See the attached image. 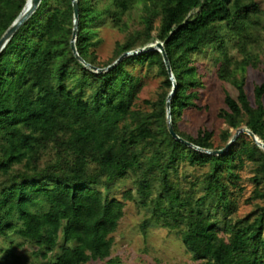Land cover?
Listing matches in <instances>:
<instances>
[{
    "label": "trees",
    "instance_id": "1",
    "mask_svg": "<svg viewBox=\"0 0 264 264\" xmlns=\"http://www.w3.org/2000/svg\"><path fill=\"white\" fill-rule=\"evenodd\" d=\"M26 0H0V38L19 16ZM80 55L104 68L123 53L163 42L177 88L171 98L174 129L203 148L227 145L233 130L246 126L264 141V83L247 89V71L264 63V11L255 0H78ZM140 10L139 23L130 19ZM132 16V17H131ZM110 19L125 32L114 57L99 63L90 50L98 43L97 25ZM72 0H42L0 53V234L10 232L34 242L48 258L40 264H87L106 260L125 202L108 197L120 179L135 177L134 187L152 213L142 223L179 230L193 260L208 264H264V149L245 133L225 154L211 155L175 139L167 124V97L173 88L158 50L129 55L112 69L94 72L74 55ZM212 48L225 90L219 112L226 127L222 145L214 133L192 135L179 128L197 103L203 82L193 56ZM236 49L238 56L231 52ZM130 62L156 69L163 77L156 99L136 108L141 80ZM52 151V157L44 156ZM182 161L209 166L188 187L172 177ZM247 163L254 189L246 199L257 208L235 217L230 185ZM202 191L201 194L198 192ZM155 195V196H154ZM131 198V192L125 193ZM60 234L65 244L59 245ZM0 264H31L12 248L0 250Z\"/></svg>",
    "mask_w": 264,
    "mask_h": 264
},
{
    "label": "rangeland",
    "instance_id": "2",
    "mask_svg": "<svg viewBox=\"0 0 264 264\" xmlns=\"http://www.w3.org/2000/svg\"><path fill=\"white\" fill-rule=\"evenodd\" d=\"M264 11V0H255ZM140 10L134 9L130 22L133 27L139 23ZM98 40L90 50L95 54L99 63H106L114 57L116 44L123 42L125 32L112 26L110 19L97 25ZM264 37V29L261 30ZM139 48V47H137ZM136 48V49H137ZM231 52L238 56L236 49ZM195 65L203 82L199 88L200 96L197 103L202 109L188 108L184 111L179 122V128L192 135H196L199 129L213 131L214 146L222 145L220 133L226 127L219 112L225 107V90L227 89L233 96L237 95L236 88L230 83H224L217 77L216 60L212 48L208 47L204 51L196 53L194 56ZM264 61V52L261 55ZM127 68L141 80V89L135 101L136 108H147L146 99H156L162 76L156 69H151L139 63L130 62ZM257 83H264V63L260 68H248L247 89L250 99L254 101L253 90ZM52 157L49 151L44 159ZM209 166L191 165L188 161H182L177 166V172L172 173V177L178 179L183 187H188L191 183L197 182L202 175L207 172ZM239 179L234 180L230 185L231 196L237 204L235 217H243L257 208V204L247 202V198L254 189L252 177L254 175L253 166L247 163L239 171ZM4 177L0 175V183ZM135 177L131 174L118 180L111 189L106 190L101 185H97L105 196L115 197L125 202L124 215L119 222L117 230L112 234L114 244L112 253L106 260L90 261L87 264H208L204 261L193 260L192 253L184 245L179 230H170L160 223H151L146 233L142 229L143 221L152 213L151 204L144 205L143 200L134 187ZM131 192V198H126L125 193ZM202 191L198 192L201 194ZM155 196V195H154ZM59 245L74 246L73 243L65 244L62 234H60ZM12 248L17 254L31 264H40L48 259H54L56 253L60 252V247L54 250L48 258H44L39 253L38 246L27 239L10 232L7 236L0 234V250ZM1 260H8V255L0 252Z\"/></svg>",
    "mask_w": 264,
    "mask_h": 264
},
{
    "label": "water",
    "instance_id": "3",
    "mask_svg": "<svg viewBox=\"0 0 264 264\" xmlns=\"http://www.w3.org/2000/svg\"><path fill=\"white\" fill-rule=\"evenodd\" d=\"M42 0H26V4L22 11L20 12L19 16L14 20V22L11 24V26L6 30V32L3 34V36L0 38V53L3 51L7 43L10 41V39L13 37V35L16 33V31L19 29V27L27 21V19L37 10L39 7L40 3ZM73 2V7H74V27H73V34H72V39H71V48L76 56V58L83 63L86 67L91 69L94 72H103L112 69L114 66H116L120 61H122L124 58H126L129 55H138L140 53L148 52V51H154L158 50L162 53L164 56V60L168 69V73L170 75V78L173 82V88L170 91L168 97H167V124H168V129L172 136L179 140L180 142L193 147L196 150L205 152L207 154L211 155H221L225 154L229 148L237 141L238 137L240 136L241 133H245L249 135L250 139L257 144L259 147L264 149V141H262L251 129H249L246 126H241L235 130H233V135L228 141L227 145L223 148L220 149H208V148H203L200 147L196 144H193L192 142L188 141L187 139L181 137L176 130L174 129L173 123H172V118H171V110H170V105H171V98L173 94L176 91L177 88V82L176 79L173 75L171 64L169 57L167 55V51L165 49V46L163 42L161 41H155L153 43H150L144 47H139L137 49H134L132 51H127L123 53L114 63L111 65L101 68L98 66L93 65L92 63L86 61L79 53L77 46H76V40L77 36L79 33V4L78 0H72Z\"/></svg>",
    "mask_w": 264,
    "mask_h": 264
}]
</instances>
